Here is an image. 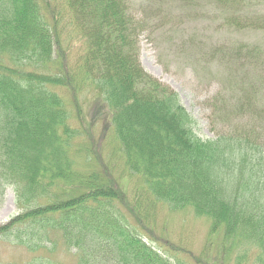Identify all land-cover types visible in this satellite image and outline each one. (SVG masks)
Wrapping results in <instances>:
<instances>
[{
	"label": "trees",
	"instance_id": "trees-1",
	"mask_svg": "<svg viewBox=\"0 0 264 264\" xmlns=\"http://www.w3.org/2000/svg\"><path fill=\"white\" fill-rule=\"evenodd\" d=\"M156 14L129 0H0V192L13 187L20 208L0 243L28 264H264V103L238 62L262 51H212L234 73L211 114L238 124L203 139L140 63ZM183 213L209 221L200 251L167 232Z\"/></svg>",
	"mask_w": 264,
	"mask_h": 264
},
{
	"label": "rangeland",
	"instance_id": "rangeland-1",
	"mask_svg": "<svg viewBox=\"0 0 264 264\" xmlns=\"http://www.w3.org/2000/svg\"><path fill=\"white\" fill-rule=\"evenodd\" d=\"M129 3L134 7H146L150 15L157 13L153 18L149 17L154 25L151 23L140 35V63L147 72L179 93L183 105L197 122L196 132L200 137L214 138L225 128L223 120L211 114V98L224 88L220 80L234 70L220 64L219 60H211L212 51L217 47L230 43V53L237 51L233 49L239 45L257 47L262 51L261 55L253 50L249 51L253 54H248L243 49L241 57L246 60L238 62L249 65L250 70L243 68V74H250L246 84L255 86L250 88L251 94L254 92L264 103V64L262 67L258 64L264 60V0H228V3L219 0H154L147 2L148 6H144L142 0H129ZM157 23L161 26L156 27ZM59 26H63V21ZM86 109L93 111L88 105ZM107 117L99 122L101 127L108 124ZM228 124L226 128L236 126L238 120L232 119ZM102 132L95 131V137L100 139ZM99 144L96 143L97 148ZM104 146L102 154L105 159H116L113 155L107 157ZM122 174L123 166L113 171L115 179ZM131 182L135 180L131 179ZM19 212L14 189L6 187L0 192V225ZM184 214H175L171 218V228L167 232L173 241L186 243L191 239L196 251H200L210 228L209 221ZM146 241L152 245L148 237ZM65 254L61 257L64 258ZM31 257V253L13 244L0 243V264H28Z\"/></svg>",
	"mask_w": 264,
	"mask_h": 264
}]
</instances>
